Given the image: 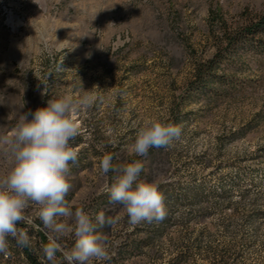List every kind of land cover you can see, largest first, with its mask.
Masks as SVG:
<instances>
[{"label":"rangeland","instance_id":"374dc122","mask_svg":"<svg viewBox=\"0 0 264 264\" xmlns=\"http://www.w3.org/2000/svg\"><path fill=\"white\" fill-rule=\"evenodd\" d=\"M263 11L264 0H0V138L21 114L52 98L95 97L75 113L80 131L70 144L79 158L70 163L66 199L73 211L120 217L102 231L111 257L103 264H167L182 244L195 247L198 236L201 251L190 264H210L208 246L229 244L238 264H264V214L254 222L240 214L230 230L225 212L186 220L222 190L242 212L264 210V47L256 41L237 49L207 88L191 82L196 64L216 52L222 21L236 27L244 12ZM151 119L182 124V138L137 157L130 145ZM5 147L0 177L13 166ZM105 153L114 164L139 159L138 179L158 183L170 205L164 231L165 219L132 225L123 207L109 202L114 173L99 170ZM194 192L202 193L197 201ZM37 212L35 205L26 210L42 227ZM11 239L15 262L5 257L0 264H28ZM133 240L151 245L124 251ZM61 243L71 248L74 237ZM57 264L67 262L57 258Z\"/></svg>","mask_w":264,"mask_h":264},{"label":"clouds","instance_id":"9594fccd","mask_svg":"<svg viewBox=\"0 0 264 264\" xmlns=\"http://www.w3.org/2000/svg\"><path fill=\"white\" fill-rule=\"evenodd\" d=\"M94 100L91 95L76 99L71 94L52 98L46 107L21 114L10 135L0 138V145L7 146L4 151L13 161L8 173L0 177V254L6 258L11 255L9 237L18 247H32L28 231L20 226L25 223L47 237L41 251L48 264H57L58 253L67 264H103L110 260L108 235L99 229L114 227L120 217L103 211L93 217L84 207L73 211L66 199L72 188L70 163L79 158L70 144L80 131L75 113L81 107H90ZM182 135V124L151 119L138 128L130 152L146 156L153 147L173 146ZM142 169L139 159L114 164L111 153L99 160L102 174L114 173L113 182L106 188L109 202L123 207L128 222L160 223L168 214L165 196L157 182L138 179ZM30 205L38 206L42 227L26 214ZM70 234L74 244L66 249L61 241Z\"/></svg>","mask_w":264,"mask_h":264},{"label":"trees","instance_id":"16d2710c","mask_svg":"<svg viewBox=\"0 0 264 264\" xmlns=\"http://www.w3.org/2000/svg\"><path fill=\"white\" fill-rule=\"evenodd\" d=\"M241 20L242 21L236 27H233L227 21H222L221 31L219 32V35L215 36L217 42L216 52L211 58L199 61L196 64L194 79L191 82L196 84L200 89L207 88L209 84L216 79V67L224 62L229 56H232L237 49L245 47L248 44L255 43L256 41L258 42L259 48L264 47V11L257 14L244 12ZM201 195L202 193L200 192H194L192 198L194 201H197ZM209 197H212L211 199H213L211 200V203H209V206L206 208L201 207L193 211L190 217L186 219L188 222H191L192 220L199 222L204 216L225 212L228 216L223 219L225 222H228L227 225H225V228L230 230V224L237 221L238 215L240 214H244L243 216H245V218H241L244 222H254L257 216L264 214V210L262 209H254L253 211H249L247 213L240 211V204L234 203L226 190L212 193ZM166 207L167 212L169 213L170 205L167 204ZM167 222H169L168 218L165 219L162 225L163 231L167 228ZM20 226L25 228L24 223H21ZM99 231H103V229H99ZM28 234L31 240L35 238V246L32 245L31 248L19 247L20 255L25 258L28 264H48V261H46L41 251V245L47 240L45 234L42 232H39L38 234ZM198 240L199 236L195 239V247L188 245L185 246L182 244L167 264H190L194 259L193 257L196 254V251H201ZM12 244H16L15 240H12ZM150 245V241L140 242L133 240L124 247V251H135L138 248L148 247ZM232 246V244H229L225 249V247H221L219 245H209L207 249L209 255L205 258L206 260H209L210 264H238L236 257L232 258L229 255V252L231 251L230 248ZM9 251L11 252V255L4 261L6 263H13L15 262L13 258L16 254L11 248H9ZM3 258H5V256L0 254V260ZM57 258L63 257L60 253H58Z\"/></svg>","mask_w":264,"mask_h":264}]
</instances>
